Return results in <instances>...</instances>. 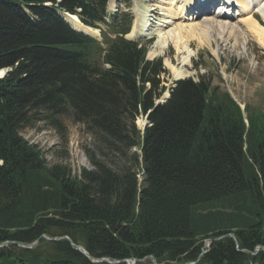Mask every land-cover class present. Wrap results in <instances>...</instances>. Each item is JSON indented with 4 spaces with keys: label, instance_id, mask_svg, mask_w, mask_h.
I'll use <instances>...</instances> for the list:
<instances>
[{
    "label": "trees",
    "instance_id": "obj_1",
    "mask_svg": "<svg viewBox=\"0 0 264 264\" xmlns=\"http://www.w3.org/2000/svg\"><path fill=\"white\" fill-rule=\"evenodd\" d=\"M57 1L0 0V69H9L0 79V244L67 234L118 264H264V251L253 255L264 248L261 116L246 126L245 111L204 78L178 82L154 106L164 91L160 60L119 37L104 36L103 49L60 17L97 29L106 0ZM117 18L111 34L123 36L129 18ZM65 118L95 146L86 151L92 168L77 177L48 168L20 136L39 122L62 130ZM40 243L43 252L0 248V264H106L65 240Z\"/></svg>",
    "mask_w": 264,
    "mask_h": 264
},
{
    "label": "rangeland",
    "instance_id": "obj_2",
    "mask_svg": "<svg viewBox=\"0 0 264 264\" xmlns=\"http://www.w3.org/2000/svg\"><path fill=\"white\" fill-rule=\"evenodd\" d=\"M5 1L15 3V0ZM161 1L165 2L166 0ZM113 2L114 0H110V3ZM155 4V0H131L130 6L123 4V2L122 5H115L118 9L117 11L114 10L113 13H115V18H117L122 15V13L130 12V14L132 13L135 15L132 19V25L135 20H140L141 24L147 27V24L150 23L148 20L152 19L151 16H156L152 15L150 12L148 13L152 7L154 8ZM254 4V18L260 25L264 26L257 12L262 3H260V1L258 2V0H254ZM140 11L146 16H142L139 19L137 15ZM113 13L109 14L108 17L111 18L107 19L106 22H112V17H114ZM156 13L158 12L156 11ZM201 16H203V14H201ZM201 16L198 17L200 19L198 23L200 24L202 22L201 25H203V19H201L203 17ZM158 17L159 16L156 17V20H153L154 24H152V27L144 31V35L132 33L131 25L129 35L127 36L129 40L147 45L146 60H160L165 70V73L159 77V88H164L165 92L162 93L159 99L155 100L154 104L164 103L170 94L167 89L171 87L174 88V84L180 81L175 80L170 70L166 68L165 60L171 61L174 66L178 67L180 66L179 63L183 55L177 54L173 45H168L163 56L149 58V52L153 50L156 38L151 40V42H149V40L151 39L150 37L155 36L154 33L156 29L159 28L158 24L161 19ZM228 19L231 24L237 23L238 20L237 16ZM239 29H241V33H237L239 35L235 36L237 38L235 46L233 44V37H230V39L227 33L221 34L216 31L215 28H212V41L210 45L203 42L200 43V38L198 39V36L191 38L190 35H187L189 36L187 39L188 47L193 57H191L188 65L182 67L186 75L185 78L181 80L198 82L201 78H204L206 82H209L212 88H218L220 93L229 94L242 111H245L244 117L248 118V116L251 115L258 116L259 114L262 118V124L264 125V50L257 44L255 38L246 33L243 27L239 26ZM100 32L108 36L111 34L110 30L106 28L102 29ZM136 36L140 38H134ZM219 37H221L220 40ZM95 39H97L98 42H102L103 37L101 33H96ZM100 56L101 54H97L96 57L100 58ZM99 58L98 60L100 62ZM2 70L3 72L0 77L4 76L7 71L6 69ZM145 87L149 90L150 85L146 84ZM246 121L247 119L245 123L248 122ZM62 123L63 129L58 130L49 124L39 122L34 128L23 130L20 136L29 144L37 146L42 152L43 159L48 168L55 165H65L70 169L72 176L77 177L81 170H90L92 168L86 151L95 150V146L84 126L74 123L73 120L69 118L63 119ZM144 123L145 119L142 117H138V120L135 121V125L138 129H142ZM44 246V243H40L39 246H33L30 250H39V252H43L42 247Z\"/></svg>",
    "mask_w": 264,
    "mask_h": 264
},
{
    "label": "bare ground",
    "instance_id": "obj_3",
    "mask_svg": "<svg viewBox=\"0 0 264 264\" xmlns=\"http://www.w3.org/2000/svg\"><path fill=\"white\" fill-rule=\"evenodd\" d=\"M155 1H156V4L154 5V8L152 7V9H150L148 11V13L150 12V13H152V15H156V16H154V17L151 16L152 19L148 20V22H150V23L147 24V27L145 25H142L140 20H135L133 22V25H132V33H134L136 35H144V31H147L148 30L147 28L152 27V24H154L153 20H156V17L159 16L158 18L161 19L159 21L160 23L158 24L159 28L156 29V31L154 33L155 34L154 37L156 38V42L153 46V50L151 52H149L148 56H149V58H154L156 56H163L165 51H166L167 46L173 45V47L177 51V54H183L181 57L180 63H179L180 66H178V67L174 66L171 63V61H169L167 59L165 60V66L167 69L170 70V72L173 75L175 80H180V79L185 78L186 74L182 70V67L185 65H188L191 57H193L191 50L188 47L187 39L189 38V36H187V35H190L191 38L198 36V39L200 38V43L203 42L207 45H210V43L212 41V37H211V33L213 32L212 28H215V30L220 32L221 34L227 33L228 38L233 37L234 38L233 44L235 46L237 43V38L235 36H237L241 33L240 32L241 29H239V26H240V27H243L245 29L246 33H248L250 36L255 38L257 44L260 45L261 49L264 50V26L260 25L259 22L254 18V14H253V10L255 7L254 0H249V3L247 2L248 0H234L236 5L238 6V9L240 10L238 12V16H237V19H238L237 23H235V24L234 23L231 24V22L228 19V18H232V17L228 16L229 14L232 13V11L230 12L232 0H228L227 5H222L223 7L216 10L217 13L227 12V13H223L225 15V17L219 16L220 14L215 15V13H216L215 11H214L215 13H211V11H206V12L203 11V8L209 7L211 0H206L205 5H197V2L199 0H166L165 2H163L161 0H155ZM259 1H260V3H262V5L259 6L257 12H258L259 16L261 17V20H262L263 25H264V0H258V2ZM130 2H131V0H130ZM57 3H59V0L57 1ZM47 5H49V4H47ZM156 6H157V8H156ZM117 9H118V7L114 6L113 3H111V4L107 3L106 7H105L106 16H109V14L113 13L114 10L117 11ZM156 11L158 13H156ZM233 11H235V10L233 9ZM233 13H235V12H233ZM113 14L115 16V13H113ZM124 14H127V13H124ZM201 14H203V16H201V17H203V18H201V19H203V25H201L202 22L200 24L198 23L200 20L198 18L199 17L198 15H201ZM142 16L145 17L146 15L140 11L139 14L137 15V17L140 19ZM60 17H62L64 22L76 33L90 37L96 41H97V39H95V35L98 32H99V34L101 33V36L103 37V39H104V36H107L110 39H113L112 34H110V36L103 35L102 32H100L98 30V28L92 29L90 27L84 26L80 22L79 18L76 15L63 13V14H60ZM207 17H209V18H207ZM196 18H198V19H196ZM110 33H111V31H110ZM237 33H239V34H237ZM103 39H102V42H99V43L101 44L102 48H105V44L103 43ZM220 39H221V37H219V40ZM151 40H153V39H150L149 42H151ZM127 41L136 43V42L129 40V39H127ZM145 56H146V54H145ZM145 60H146V58H145ZM6 70H7L6 71V73H7L9 71V69H6ZM2 72H3V70L1 71V69H0V75H2ZM5 75L6 74H4V76ZM4 76L0 77V79H2ZM171 89H172V87L167 89V91H169V93H170ZM163 92H165V89ZM169 97H170V95L167 98H169ZM157 105H159V103H157ZM138 117H142L145 119V123L143 124L142 129H138L136 127L138 130L142 131L144 129L146 123H147L146 117H144L142 115H139ZM138 117L136 118V120H138ZM40 239H43L47 242H58L60 240H65L69 243V245L75 251H77L78 253H80L86 259L90 260L93 263H106V264H118L119 263V261H110L108 259H103V258L102 259H95V258L91 257L80 243H73V241L68 237L67 234H64L61 237H54V238H48V237L42 235L37 241H35L32 244H22V243H18V242H4L3 244H0V248H3L7 245H17V247H19L21 249H23V247H26V248H29L31 246L36 247ZM207 240H211L212 242L214 241V239H207ZM205 241L203 242V247H202L203 251L206 250ZM210 244H209V246H210ZM81 247L85 250V252L87 253V255L89 257H87L86 254L82 253L83 252L82 250L77 249V248H81ZM25 250H30V249H25ZM42 250H45V247L42 248ZM151 262H152V260H151ZM126 264H135V261L134 260H127ZM152 264H154V263L152 262Z\"/></svg>",
    "mask_w": 264,
    "mask_h": 264
},
{
    "label": "water",
    "instance_id": "obj_4",
    "mask_svg": "<svg viewBox=\"0 0 264 264\" xmlns=\"http://www.w3.org/2000/svg\"><path fill=\"white\" fill-rule=\"evenodd\" d=\"M229 237L231 238V239H233L234 240V243H235V245H236V249H237V251H240V252H242V250H240L239 249V245H238V243L235 241V239H234V235L233 234H230L229 235ZM67 239V238H66ZM212 241L211 240H206L205 241V248H206V250L205 251H202V254H201V256L202 255H204V254H206L207 252H208V249H209V244L211 243ZM23 247V246H22ZM33 246H31V247H29V248H26V247H23V249H31ZM78 250H82L83 252L82 253H84V254H86L87 255V253L85 252V250L81 247V248H77ZM259 251H264V248H262V247H257L256 249H255V253L253 254V255H256ZM87 257H89L88 255H87ZM200 259V258H199ZM198 259V260H199ZM152 262L154 263V264H157L156 263V261L154 260V259H152ZM192 264H196V263H192Z\"/></svg>",
    "mask_w": 264,
    "mask_h": 264
}]
</instances>
